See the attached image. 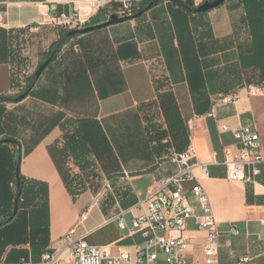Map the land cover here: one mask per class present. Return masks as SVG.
I'll return each instance as SVG.
<instances>
[{
	"label": "crops",
	"instance_id": "crops-1",
	"mask_svg": "<svg viewBox=\"0 0 264 264\" xmlns=\"http://www.w3.org/2000/svg\"><path fill=\"white\" fill-rule=\"evenodd\" d=\"M193 1L196 8L204 0ZM247 1L225 0L206 12L172 0L156 2L137 18L71 38L25 99L0 102V140L19 142L8 149L13 163L21 155L25 185L17 215L0 226V264L36 262L46 251L77 264L67 247L84 235L89 244L115 256L126 252L136 262L146 238L140 231H121L112 219L123 215L131 226L137 212L130 207L178 171L170 155L187 148L207 166V174L195 172L218 221L217 264H239L242 257L249 261L241 264H264V161L253 182L228 178L227 168L242 147L234 134L240 126L259 132L264 157V95L249 93L251 85L264 82V10L249 9ZM90 2L0 0V96L19 94L69 30L51 21L55 14L81 9L91 14L89 24L110 17L111 4L96 9ZM235 93L238 101H222ZM163 99L175 109L169 133L163 132ZM67 118L95 120L111 147L98 159L104 168L80 172L86 185L76 196L70 187L79 167L61 153ZM84 212L88 218L79 222ZM184 236L188 257L207 264V232L190 219Z\"/></svg>",
	"mask_w": 264,
	"mask_h": 264
},
{
	"label": "built area",
	"instance_id": "built-area-1",
	"mask_svg": "<svg viewBox=\"0 0 264 264\" xmlns=\"http://www.w3.org/2000/svg\"><path fill=\"white\" fill-rule=\"evenodd\" d=\"M153 0H91V7L100 9L105 2L111 4L112 14L119 16H131L145 2ZM91 14L81 9L62 11L55 14L51 21L57 25L65 26L69 30L81 28L90 23ZM4 20V12L0 9V24ZM250 95H264V82L249 87ZM240 99V94L235 93L222 98L224 103H233ZM215 110L212 111L214 114ZM158 122V121H157ZM224 126V129H227ZM236 138L242 143V147L233 157L227 161L228 178L253 182L259 174L258 165L264 161L260 149V134L250 125L240 126L234 129ZM170 160L178 165V171L164 181L159 187L151 189L147 195L130 207L135 213L132 225L129 226L120 215L112 220L118 221L121 231L130 234L140 231L146 238V245L139 247L138 260L132 262L126 252L113 255L107 247L91 245L86 236L71 239L67 251L77 264H159L160 254L164 255L163 264H197L188 257L190 243L184 236L188 221L194 220L198 230L207 232L204 246V259L207 264H217L220 252V231L208 193L199 181L196 168L207 174L205 163L195 161L192 148L181 152H172ZM190 183L189 191L186 184ZM107 187H110L108 184ZM193 199V201H192ZM88 218V212L80 215L79 222ZM264 223V219L262 220ZM237 234L238 230L232 229ZM75 233L73 227L69 235ZM249 261V257H242L239 264ZM4 264H64L59 252H44L39 261L22 259L18 262Z\"/></svg>",
	"mask_w": 264,
	"mask_h": 264
},
{
	"label": "trees",
	"instance_id": "trees-1",
	"mask_svg": "<svg viewBox=\"0 0 264 264\" xmlns=\"http://www.w3.org/2000/svg\"><path fill=\"white\" fill-rule=\"evenodd\" d=\"M161 0H157L159 2ZM247 4L249 9L255 10H264V2L256 0H248ZM70 30L64 32L61 38L55 42L50 51L47 54L46 59L51 55L52 51L59 43V41L67 35ZM73 37H68L65 39L61 47ZM45 59V60H46ZM42 64V63H41ZM37 71V70H36ZM28 79L24 89L17 95L14 96H0V102L11 101L14 102V98L21 93L27 91L31 86L34 85L35 73ZM29 95V94H28ZM2 97H8L9 100H6ZM163 107V114L167 120L168 128L165 133L171 132L172 124L169 123L170 116L175 115V109L173 105L167 102L165 99L161 102ZM62 127L64 129V139L65 146L61 149V153L64 159L67 162H73L76 166L81 168L82 172H86L89 169H92L94 166V158H102L103 156L111 152V147L107 141L106 135L103 132L100 125L92 119H73L67 118ZM72 127V128H70ZM6 139V138H5ZM3 140V139H2ZM0 140V222L8 219L14 208L15 198L21 190V197L24 194V178L20 173L18 185L16 167L18 165V160L14 163L12 162V152L8 149L9 143H4ZM14 146H19V142L13 143ZM18 159V158H17ZM11 183L13 187H11ZM86 185V181L80 176L79 173L75 174L73 177V182L70 187L71 193L73 196H76ZM21 202V199H20ZM19 202V208H20Z\"/></svg>",
	"mask_w": 264,
	"mask_h": 264
},
{
	"label": "water",
	"instance_id": "water-1",
	"mask_svg": "<svg viewBox=\"0 0 264 264\" xmlns=\"http://www.w3.org/2000/svg\"><path fill=\"white\" fill-rule=\"evenodd\" d=\"M172 1L175 3H179L181 5H185L186 7L190 8V9H195L198 12L209 11V10H211V9H213V8L223 4L225 2V0H204L200 5H198L195 8V3L193 0H172ZM156 2H157V0L151 1L149 3L148 7H146L142 11L136 12L135 14H133L131 16H119L118 14H112L104 22H100V23H96V24H88V25L83 26L81 28H76V29L70 30L67 33V35L59 41V43L56 45V47L52 51L51 55L37 69V71L35 73V79L36 80L39 79V77L42 75V73L45 71V69L52 63V61L55 59V57L58 54L60 46L63 44V42L65 41L66 38L75 37V36L82 35V34H87V33L105 28V27L113 25V24H118V23H122V22H125L128 20L137 18V17L141 16L145 11L149 10ZM32 88H33V86H31L24 93H21L20 95L16 96L14 98V101L17 102V101H21V100L25 99ZM2 98L6 99V100L10 99L8 97H2ZM2 142H4V143H17V140L6 138V139H3ZM20 172H21V155L19 156L18 165H17V169H16L19 187H20V183H19ZM20 199H21V190H19V192L15 198V204H14V208H13V212H12L11 216L8 219L0 222V226L8 224L17 215L18 210H19Z\"/></svg>",
	"mask_w": 264,
	"mask_h": 264
},
{
	"label": "rangeland",
	"instance_id": "rangeland-1",
	"mask_svg": "<svg viewBox=\"0 0 264 264\" xmlns=\"http://www.w3.org/2000/svg\"><path fill=\"white\" fill-rule=\"evenodd\" d=\"M24 68V70L26 69L25 67H23ZM23 78H26L27 77V75L25 74V73H23V71H21L20 73H19ZM21 80V79H20ZM154 125V124H153ZM158 127V126H157ZM157 127H154V126H151V131H154V132H157L158 130H157ZM99 158H94V171H96V168L97 169H102V168H104L105 166H104V164L102 163L101 164V162H98L99 160H98ZM79 172V174H80V172H82L81 171V168L79 167V170H78ZM83 173V175H84V172H82ZM93 173H95V172H92L91 173V175H93ZM86 174V173H85ZM90 174V173H89Z\"/></svg>",
	"mask_w": 264,
	"mask_h": 264
}]
</instances>
